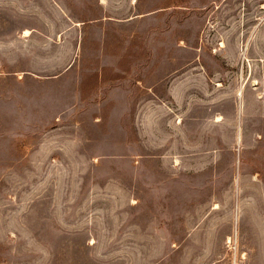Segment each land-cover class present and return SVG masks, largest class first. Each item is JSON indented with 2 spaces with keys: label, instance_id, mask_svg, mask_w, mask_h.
I'll list each match as a JSON object with an SVG mask.
<instances>
[{
  "label": "rangeland",
  "instance_id": "rangeland-1",
  "mask_svg": "<svg viewBox=\"0 0 264 264\" xmlns=\"http://www.w3.org/2000/svg\"><path fill=\"white\" fill-rule=\"evenodd\" d=\"M0 264H264V0H0Z\"/></svg>",
  "mask_w": 264,
  "mask_h": 264
},
{
  "label": "bare ground",
  "instance_id": "bare-ground-1",
  "mask_svg": "<svg viewBox=\"0 0 264 264\" xmlns=\"http://www.w3.org/2000/svg\"><path fill=\"white\" fill-rule=\"evenodd\" d=\"M26 32H28V31H26Z\"/></svg>",
  "mask_w": 264,
  "mask_h": 264
}]
</instances>
